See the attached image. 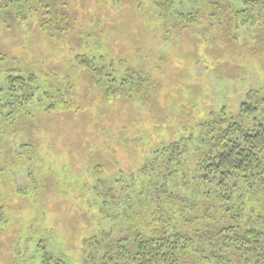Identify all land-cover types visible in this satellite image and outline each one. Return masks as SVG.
Returning a JSON list of instances; mask_svg holds the SVG:
<instances>
[{"label":"rangeland","instance_id":"1","mask_svg":"<svg viewBox=\"0 0 264 264\" xmlns=\"http://www.w3.org/2000/svg\"><path fill=\"white\" fill-rule=\"evenodd\" d=\"M178 1L176 12H194L192 0ZM44 4L63 19H43ZM210 12L184 25L153 0H36L24 19L0 20L1 93L10 75L36 77L19 115L0 114V264H39L44 250L88 264L84 239L111 228L123 234L131 219L121 203L147 192L145 168L159 175L160 149L186 137L195 145L210 113L235 115L249 90L264 89L257 43L264 12L229 29L208 20ZM78 56L107 66L114 79L104 76L99 86ZM56 89L62 99L53 104ZM193 153L181 161L186 170ZM200 196L194 216L210 203Z\"/></svg>","mask_w":264,"mask_h":264},{"label":"trees","instance_id":"2","mask_svg":"<svg viewBox=\"0 0 264 264\" xmlns=\"http://www.w3.org/2000/svg\"><path fill=\"white\" fill-rule=\"evenodd\" d=\"M35 1L0 0V20L24 19V9ZM177 1L153 0L158 8L178 14L176 19L184 25L200 17L201 11L205 16L206 9L211 11L208 20L216 18L215 22L228 29L252 23L264 12V0H240L238 10L230 7L229 0H192L194 12L184 13L174 10ZM44 5L43 19H63V14L53 15L51 5ZM260 32L257 43L264 55V28ZM77 60L99 86L104 76L114 79L107 66L98 67L85 56H78ZM104 69L108 73H103ZM128 79L131 78H124L119 84L126 85ZM35 82L31 73L26 77H7L8 90L2 94L0 89V114L5 119L18 116L24 104L31 101L29 90ZM53 92L59 95L54 104L62 96L60 89ZM110 93L105 88L104 96ZM55 94L46 95L49 98ZM199 129L195 145L187 147L186 141L192 138L186 137L155 154L156 161L164 156L159 175L145 168L146 182L141 190L146 186L147 192H138L136 202L131 203L126 196L127 200L121 203L130 210L127 213L123 208L122 215L131 219L121 236H114L111 228L100 236L84 239L83 245L90 248L84 256L88 264H264V215L260 212L264 209V89L249 90L247 101L240 103L235 115L224 109L210 113L206 121L199 123ZM191 152L196 163L186 170L181 161ZM154 163L148 165L150 170ZM105 194L114 199L111 189ZM142 194L148 197L140 198ZM195 194H202L200 198L210 202L201 216L193 214L198 211ZM134 203L138 207H133ZM144 211L148 217L142 214ZM119 216L120 212L114 214ZM3 221L0 205V223ZM39 264L66 262L44 250Z\"/></svg>","mask_w":264,"mask_h":264}]
</instances>
